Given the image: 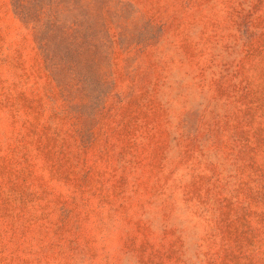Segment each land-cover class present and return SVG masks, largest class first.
Returning a JSON list of instances; mask_svg holds the SVG:
<instances>
[{"label":"rangeland","instance_id":"1","mask_svg":"<svg viewBox=\"0 0 264 264\" xmlns=\"http://www.w3.org/2000/svg\"><path fill=\"white\" fill-rule=\"evenodd\" d=\"M32 1L0 0V264H264V0Z\"/></svg>","mask_w":264,"mask_h":264},{"label":"trees","instance_id":"2","mask_svg":"<svg viewBox=\"0 0 264 264\" xmlns=\"http://www.w3.org/2000/svg\"><path fill=\"white\" fill-rule=\"evenodd\" d=\"M34 4L36 3L35 0L32 1ZM19 0H12V4H13V7H14V11H15V14L23 21V22H26V23H30V21H33V19L36 17L34 16V13L35 15L37 14L36 13V10H34L33 12H31L30 10H21L19 8ZM43 8V7H42ZM33 15V16H32ZM40 12H38L37 16H40Z\"/></svg>","mask_w":264,"mask_h":264}]
</instances>
